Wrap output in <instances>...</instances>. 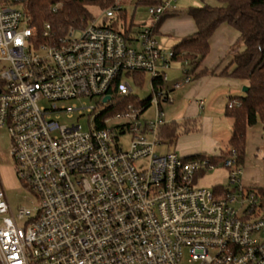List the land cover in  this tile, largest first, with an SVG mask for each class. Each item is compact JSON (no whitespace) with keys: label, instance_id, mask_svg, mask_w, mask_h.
I'll return each mask as SVG.
<instances>
[{"label":"built area","instance_id":"2783aa9c","mask_svg":"<svg viewBox=\"0 0 264 264\" xmlns=\"http://www.w3.org/2000/svg\"><path fill=\"white\" fill-rule=\"evenodd\" d=\"M29 1L0 0V128L37 208L14 213L0 183V264H181L184 253L188 264H264V195L242 184L234 159L218 192L195 187L218 167L210 160L155 153L164 144L162 104L172 101L173 53L158 47L154 26L176 0L150 8L151 27L130 41L111 25L119 4L103 11L108 22L54 29L34 25ZM183 73L172 90L193 80L188 61ZM141 75L151 79L152 122L141 120L151 98L148 107L125 103L134 98L128 80ZM155 80L165 88L155 91ZM95 98L110 107H85L88 131L61 125L60 114L73 109L59 102ZM112 119L126 122L110 126Z\"/></svg>","mask_w":264,"mask_h":264},{"label":"trees","instance_id":"16d2710c","mask_svg":"<svg viewBox=\"0 0 264 264\" xmlns=\"http://www.w3.org/2000/svg\"><path fill=\"white\" fill-rule=\"evenodd\" d=\"M120 0H30L25 5L34 25L41 28L49 23L54 29L80 25L83 21L93 19L92 9L105 11L118 6ZM218 6L212 7L206 4L200 7H191L186 11L196 26V33L180 40L171 49L172 61L184 63L188 61L195 79L203 76L214 75V71L202 69L197 72L201 63L211 51L210 42L215 32L222 25H229L239 33V42L242 48L237 46L233 51L232 59L227 68L221 73L223 76L242 81L248 87L244 97H229L226 108L227 117L233 119L232 139L229 149L219 156H195L192 158H206L216 166L224 167L226 162L234 159L236 167L244 166L247 150V130L257 124L264 125V0H214ZM164 0H137L135 9L141 7L154 8L162 5ZM61 5L56 13L51 11L54 5ZM181 12L174 11L162 16L154 26L155 35H159V29L167 18L180 16ZM126 20V11L111 20L112 27L119 29V20ZM125 38L132 39L130 29H122ZM142 76V75H141ZM144 80V75L143 79ZM155 91L163 90L165 84L162 80H155ZM126 102L138 104L131 97ZM144 106L150 105V99L142 102ZM232 106V107H230ZM197 119H188L182 122L166 123L160 127L159 139L169 145L184 134L195 131ZM204 175V174H203ZM201 175V176H203ZM225 186L218 185L216 191H224ZM259 192L264 195L263 190Z\"/></svg>","mask_w":264,"mask_h":264},{"label":"rangeland","instance_id":"374dc122","mask_svg":"<svg viewBox=\"0 0 264 264\" xmlns=\"http://www.w3.org/2000/svg\"><path fill=\"white\" fill-rule=\"evenodd\" d=\"M137 0H120L119 6H121L126 11V20H119V28L122 30L130 29L131 32L138 38L140 37V34L144 32L146 29L151 27L152 25V17L149 15V9L147 7H141L138 9H135ZM204 3L202 0H176V3L174 5L176 8L182 13L185 10H188L191 7H200ZM206 4L210 6L218 5V3L214 0H209L206 2ZM93 13V19L97 21L98 24L105 22H108V20H104L103 17V11H98L97 9H92ZM176 17H170L166 19L165 24H167V30H164L165 32H160L159 35H155L154 39L157 42L158 47L163 51L165 56L167 58H170L169 55L171 53V48L174 44L177 43L174 35L166 32L171 31L174 26V21ZM172 36V37H171ZM140 44H136V48L139 49ZM238 46L242 48V44L238 42ZM171 63V69L167 72V80L168 82H179L183 79L184 73H183V66L180 62L176 61H170ZM143 75L138 77V81H134L133 79H129L128 82L130 83L131 87L134 90V98L136 99V102H145L148 101L150 98L152 99V104L148 108L147 112L142 116V121H148L152 122L155 120L157 107L155 103H153L154 100V93L151 87V79L150 76ZM240 84H242L241 88H239L240 97H244L245 93L243 92V88L246 87L245 83L242 81H239ZM182 90L176 89L175 92L171 93V99L173 100L172 104L163 103L162 109L164 111V120L166 123H171L173 121H178L177 118L178 112L180 110V107L182 105V99L183 95L181 92ZM99 99H82V100H70L65 102H59V107H66L73 109L71 113H61L60 114V123L61 125H72V124H80L84 131H88V114L85 110V107H96L95 112H102L105 108L110 107V104H102ZM74 107H77L78 110H75ZM83 111L85 113V116H80V111ZM208 114L207 111L204 112V114ZM202 114V113H201ZM222 121H220V118L214 117V123H215V129L223 131L224 124L228 128L227 119L222 116ZM126 121H115L112 119L110 122V126H114L117 123H125ZM217 125V126H216ZM201 126L198 125V128ZM259 128H262V125L258 124ZM194 133H197V131H194ZM184 135H181L180 138H182ZM261 136L264 140V130L261 129ZM159 139V138H158ZM131 137L125 136L122 138L121 142L125 148L129 147ZM153 141V138H151ZM253 140V137H250V142ZM158 142H161L162 140H157ZM159 144L155 148V153L157 155H165L168 152H176L178 155L183 157L181 155V149H180V142L177 144V146H174V144ZM254 143L251 142L250 150H253ZM177 150V151H174ZM11 150V137L9 134V131L5 128H0V183H2L4 190L6 192L9 204L11 206V209L14 213H17L19 209L25 208L31 211H34L37 208V198L36 196L24 186V184L18 179L16 175V163L13 159V157L10 154ZM252 153V152H251ZM249 154L246 150V157H248ZM245 157V160H246ZM184 158V157H183ZM251 158V157H250ZM146 164V162H138L137 166L139 168L143 167ZM244 167V166H243ZM242 167V169H243ZM230 183V171L226 167H216L213 171H209L203 176H199L197 179V183L195 187L198 188H205L214 190L216 186L221 185L227 187ZM245 185V184H244ZM247 188H250L249 186L245 185ZM236 206H239V204H236ZM188 254L184 253L183 260L181 264H188Z\"/></svg>","mask_w":264,"mask_h":264},{"label":"crops","instance_id":"0c3cea01","mask_svg":"<svg viewBox=\"0 0 264 264\" xmlns=\"http://www.w3.org/2000/svg\"><path fill=\"white\" fill-rule=\"evenodd\" d=\"M216 6L218 5L212 7ZM186 11L187 10L183 11L180 16L175 18V27L171 29V31H166L174 35L173 37L177 43L185 37L194 35L197 31L194 21L187 16ZM165 22L160 27L159 34L167 30V24H165ZM239 37V33L231 26L222 25L211 39V51L209 55L197 70V72L202 69L214 71V75L203 76L199 79H195L194 77L190 83L183 84V86L178 89L182 90L179 93L184 95L182 105L177 115L179 120L175 122L199 118L195 129L197 133L193 131L189 134H185V136L182 138L179 137L176 142L173 143L174 146H177L180 142L181 155L184 158H192L200 155L219 156L229 149L234 121L227 117L226 108L229 97L240 96L238 93L242 84H240L238 80L223 76L221 73L229 65L233 51H235L238 46ZM181 64L184 67V63ZM174 83L176 82H168L167 84L170 95L172 92H175V90L171 88ZM172 103L173 100L167 104ZM205 111L208 112L207 115L206 113L204 114ZM222 116L227 119L226 123L230 128L224 124L223 131L216 130L214 117H219L220 121H222ZM198 125L201 127L198 128ZM261 125L262 124H260V126ZM261 129L264 130V125H262V128H259L257 124L247 130V152L249 156L246 157L244 162L241 182L243 185L245 184L252 189L264 191V140H261L263 139L261 136ZM250 137H253L251 141L254 143L252 147L253 150H250ZM164 142L165 141L162 140V143ZM174 151L177 150L174 149Z\"/></svg>","mask_w":264,"mask_h":264},{"label":"water","instance_id":"95a60500","mask_svg":"<svg viewBox=\"0 0 264 264\" xmlns=\"http://www.w3.org/2000/svg\"><path fill=\"white\" fill-rule=\"evenodd\" d=\"M243 92H244V93H247V92H248V87H244V88H243ZM109 99H110V98L108 97V98L105 99V101H107V100H109Z\"/></svg>","mask_w":264,"mask_h":264}]
</instances>
